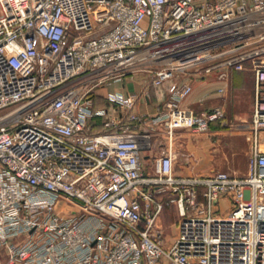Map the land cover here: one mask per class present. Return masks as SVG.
<instances>
[{"label": "built area", "instance_id": "obj_1", "mask_svg": "<svg viewBox=\"0 0 264 264\" xmlns=\"http://www.w3.org/2000/svg\"><path fill=\"white\" fill-rule=\"evenodd\" d=\"M194 70L252 73L245 175L174 173L175 130L225 120L181 105ZM136 71L169 81L153 114L136 91L94 107ZM0 264H264V0H0Z\"/></svg>", "mask_w": 264, "mask_h": 264}, {"label": "crops", "instance_id": "obj_2", "mask_svg": "<svg viewBox=\"0 0 264 264\" xmlns=\"http://www.w3.org/2000/svg\"><path fill=\"white\" fill-rule=\"evenodd\" d=\"M236 75L232 76L233 78H238L240 76V71L236 70ZM141 72V73H139ZM192 71L188 72V74H184L181 76L182 80L189 81L192 84V91L187 96V98L183 99L181 102L182 106L192 108L195 111H200L203 109L211 108L216 105H222V103L226 100L225 98V92L227 85L223 82L224 79H219L215 75H203L199 74V76H193L191 73ZM196 77L201 80V83L205 81H208L210 79H213V83L209 88L214 89L213 92L210 94H207V89H201L199 92L193 93L194 90V83L196 80ZM230 78V71L228 72V76L226 80H229ZM169 81H164L161 84L152 85L150 82V73L144 72V71H136L132 74H128L118 80H113L109 84H106L104 86H101L98 88V95L100 96H107L110 93H120L122 95H126L129 92L136 91L138 92V102L136 103L135 109L138 112L147 113V114H153L157 107L167 98L168 96V87ZM223 86V92H219L218 88ZM216 89V90H215ZM246 90L250 93L252 96V102H253V76H252V83L247 81L246 79ZM222 102V103H221ZM222 107V106H221ZM224 107V106H223ZM249 114H246V119L243 117V122L240 124L242 126V131L244 132V138L241 141H237L238 136L235 135V132L229 131L226 129V131L219 128L217 123H220V121H214L210 124L209 129L205 132H208V136H204V138L201 140L197 148H199V152L202 155V162L209 161L208 153L210 150L212 153H214L213 160H212V167H214L212 170H210L207 174H199L196 176H206L211 173H214V171L217 170H224L231 174L242 176L245 175L247 172V162L240 163V165L236 166L234 164V157L237 152L242 153L243 156H246V159L248 158V155L250 153L251 144L250 141L245 138V133L248 132V123L250 120ZM97 121V118H96ZM223 121V120H222ZM246 121V123H245ZM96 129L98 128L97 125ZM185 128H177L174 132L173 141H172V148H173V142L181 138L180 135L183 134V132H186ZM226 132L228 135L226 136V141L222 143V139H220L221 135H224L223 133ZM152 140L155 143V147L153 150L145 152L144 155V161H151L152 156L158 155L161 147L157 146V143L161 140L165 142V135L159 133H155L152 136ZM241 145H240V144ZM237 145V146H236ZM226 148H225V147ZM175 152L177 153L176 149L173 148ZM226 151V152H225ZM178 155V153H177ZM248 161V159H247ZM150 162H146V165L148 166ZM177 163V156L174 160V168ZM204 164V165H206ZM211 165V164H210ZM183 173H185V169L182 170ZM177 174L178 176H190L185 174ZM160 217V216H159ZM159 219V218H158ZM171 243V242H170ZM169 243V244H170ZM168 244V245H169ZM167 245V246H168Z\"/></svg>", "mask_w": 264, "mask_h": 264}, {"label": "rangeland", "instance_id": "obj_3", "mask_svg": "<svg viewBox=\"0 0 264 264\" xmlns=\"http://www.w3.org/2000/svg\"><path fill=\"white\" fill-rule=\"evenodd\" d=\"M236 70L230 71L229 80H224L223 82L227 85L225 98L226 100L222 103V108L224 110V119L217 123L220 129L226 131H233L235 135L238 136L237 141H241L244 138V132L242 131V126L240 125L243 121V117L246 119V114L251 115L253 110V102L252 96L246 90V79L247 81L252 83V73L249 70H241L240 76L238 78H233L232 76L236 75ZM141 73V72H139ZM193 76H199L201 74L199 71H192ZM210 75H215L211 73ZM209 76V75H208ZM213 83V79L205 81L201 83V80L196 77L194 83L193 93L199 92L201 89H207V94H210L214 91V89L209 88ZM98 89V88H97ZM213 90V91H212ZM216 90V89H215ZM224 106V107H223ZM251 117V116H250ZM246 123V121H245ZM208 132H193L191 130H186L183 132L181 138L175 143L173 142V148L176 149L177 155V163L174 168V173L182 174V170L185 169V175H189L188 177H197L199 174H207L212 170L213 163V154L212 151L208 153L209 161L207 164L202 162V155L200 154L199 148L197 146L207 135ZM209 134V133H208ZM221 135L220 139H222V143L226 141V136L228 135L226 132ZM240 144V143H239ZM241 145V144H240ZM237 146V145H236ZM225 147V146H224ZM226 148V147H225ZM226 152V151H225ZM248 159V158H247ZM246 156L242 153L237 152L234 157V164L236 166L240 165L242 162H247ZM146 162H151L145 161ZM149 164V163H148ZM206 164V165H204ZM211 164V165H210ZM152 172L151 169H146V173ZM165 199V196H164ZM230 208V202H226L224 199L219 198L218 202L213 205L214 213L217 215H225ZM179 219L178 209L175 203L169 202L165 203L164 207L160 212V217L158 219V227L161 232L162 237L164 238V245L167 246L171 241L173 236L175 235L176 227L175 224Z\"/></svg>", "mask_w": 264, "mask_h": 264}, {"label": "trees", "instance_id": "obj_4", "mask_svg": "<svg viewBox=\"0 0 264 264\" xmlns=\"http://www.w3.org/2000/svg\"><path fill=\"white\" fill-rule=\"evenodd\" d=\"M106 98L100 95H96L95 96V100H94V107H98V106H102L106 103Z\"/></svg>", "mask_w": 264, "mask_h": 264}]
</instances>
